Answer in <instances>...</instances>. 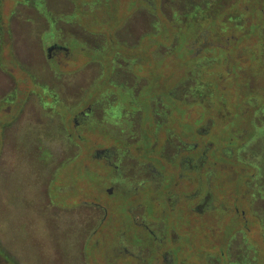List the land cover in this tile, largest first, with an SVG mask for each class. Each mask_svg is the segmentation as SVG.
<instances>
[{
  "label": "rangeland",
  "instance_id": "374dc122",
  "mask_svg": "<svg viewBox=\"0 0 264 264\" xmlns=\"http://www.w3.org/2000/svg\"><path fill=\"white\" fill-rule=\"evenodd\" d=\"M206 1L0 0V264H131L123 245L146 264L141 218L183 263L264 264V0L208 17ZM51 38L68 57L47 58ZM152 96L163 131L148 121L124 140L99 122L124 106L139 120ZM183 143L192 158L206 145L200 176L166 161Z\"/></svg>",
  "mask_w": 264,
  "mask_h": 264
},
{
  "label": "flooded vegetation",
  "instance_id": "af4514ba",
  "mask_svg": "<svg viewBox=\"0 0 264 264\" xmlns=\"http://www.w3.org/2000/svg\"><path fill=\"white\" fill-rule=\"evenodd\" d=\"M70 42L78 43L79 41L77 39H74V38L72 39L71 38V41ZM45 50H46V56H47L48 59H50V61L51 60H54L56 57H59L60 54H63L66 57H68L69 54L71 53L69 46H66V45H63V44H58L57 42L52 41V38H51L50 44H48L46 46ZM173 91L174 90H170V94L171 95L172 94L174 95V92ZM128 94H129L128 97H129L130 101L132 99L133 100L134 99H136V100H139L140 99L138 93H137V95H135L133 97H132V94L130 92ZM108 96L109 95L106 96L107 97V100H105V101L108 102L107 103V106L109 104H113L114 103V101L112 99H110ZM152 97L151 98L149 97V99L147 101L148 107H149L147 109V111H144L142 105H140V106L138 105L137 106L136 112L142 113L139 116L141 120L140 119L138 120V117H136V120H134L133 119L134 116H133L132 112H129L125 108V106H124V107H121V110L119 111L118 116H113L112 113H111V111L109 110V107H108V111L105 108L104 109V113L107 114L108 119L105 122L104 121V119H105L104 117L105 116H103L102 119L99 120V122L101 124H104V126H106V124L113 125L116 129H118V133L115 131V133H113L112 135L113 136H117L120 139L123 138L124 140L126 138H129V137H132L133 136V134L135 133L134 130H133L134 128H137V126L140 127L141 124H143L144 122H148V121H150L152 124L155 123V125L153 126V130H155V132H156V129L157 130H160V131H163L162 130L163 124H166L167 121H168V119H170L169 116H171V113H170L168 107L166 108V106L164 105L163 98L162 97L160 98L159 101H157L159 107L156 105V103H154V96H152ZM173 97H176L177 98L176 95H174ZM57 100L58 99H56V101ZM151 100H152V102H151ZM94 101H95V98L93 99V102ZM98 101L99 100L97 99L95 102H98ZM91 106H92V103H91V105L86 106L82 111H79V112H76L75 114H73V117L70 118L69 122L73 126L76 125V124H78L79 122L84 123V121L87 120L86 118H89L90 115H91ZM143 112H144V114H143ZM128 115H129V117H128ZM145 116L147 118H149V119H147ZM143 119H144V121H143ZM204 122L206 124V120ZM158 123H160V124H158ZM127 126L129 127V130H127V133H126V127ZM68 134L70 135V133H68ZM127 134H129V135H127ZM168 135H169V132L166 133V139H165V142L166 143L168 142ZM152 136H154V135H152ZM154 138H156V137H153V139ZM156 139H158V138H156ZM156 144L158 146V143L157 142H155L153 144V146H155ZM189 145L190 144L183 143L182 144V147H177V150L175 152V155L172 158L167 159L166 161L168 163L175 162V165L171 166V170L173 169V172H182V170H180V169H182L181 166H183V163H184V164H186L185 167H183L184 170H186L185 168L188 167L187 168L188 170H191L192 172H197V174L200 176V173H198L201 170V168H200L201 166L200 165H202L203 162L205 161V159L207 158V152H206L207 148H206V145H205V147L200 148V150L198 151V156L197 155L195 156L196 158H192V156H190V154L188 153V150H189L188 147H189ZM193 145L195 146L196 144H193ZM161 149H165V148L161 145ZM105 151H107V150H105ZM125 151H127V148H125ZM200 153L202 155V159L200 160L201 162L196 165L195 164V161L200 156ZM192 159L194 160L193 162H192ZM112 165L113 166H111L110 168L113 169V170H115V168H117V165L116 164H112ZM173 167H175V168H173ZM154 169L156 170V174H159L158 173L159 172L158 169L157 168H154ZM205 172H208V171L205 170ZM207 175L209 177H207ZM212 175L213 174H211V173L206 174V177H207V180L206 181L210 182V179L212 178ZM127 177H128V175L124 174V180L123 181L122 180L120 181L118 179V182L120 184L126 182ZM181 178H182V174H180V177H178V179H179L178 182L181 181ZM175 181H174V183H175ZM153 182H154L153 176H152V180H148V182L145 181L144 179H139V181L136 182L137 184H136L134 193L135 194L136 193H139V190L144 189V187H143L144 185L149 186L147 183H149V184L151 183L150 185L152 186L153 185ZM172 186H174V184ZM111 191H112V189H110V188L107 189V192L108 193H111ZM167 191H169V192H167ZM167 191L164 193L163 197H164L165 202L166 203L168 202L167 204L170 206V209L172 210L175 207L174 204L178 201L177 198L178 199L180 198L179 194L182 191V188H179L178 183H177V186H176L175 190L174 189L171 190V188H169ZM163 197H161V198L163 199ZM166 198L168 199L167 201H166ZM193 199H198L199 201H203L204 200V196L197 197V195L195 194V190H194L193 191ZM140 202L141 201H139V202L137 201V206L139 204L141 205ZM139 224H140L139 225V229L141 231L143 230V231H146L147 232L148 236H150V241L152 243V246L154 248H156V250H157L156 257H154L149 263H146V264H186V263H183V261L180 259V256H178L176 250H174L173 248H171V247H169L167 245V241L169 240V238L171 239L172 236L169 237L170 232H168V230L166 228L161 227V229H157L158 231L157 230H154V229H152L149 226V224L143 218H141V220L139 221ZM162 229H163V232H161ZM135 231H136V229H135ZM137 232H139V231H137ZM92 245L93 246H92L91 250H95L96 247L94 246V241H93V244ZM124 246L125 245H123V247ZM119 247H120V249L118 248V250H119L118 253L120 251H122L121 253L127 252V257H125V258H127V260H129V262L131 264H136V263L138 264V262L134 261L132 258L138 259V258H141V257H146L147 255L149 256V254H150V253H148V254H145L143 256L141 254L135 255L132 251L130 252L129 250H127L126 247L125 248H123L122 246H119ZM141 250L142 249L140 248L139 251H141ZM84 252H85V254H87V252L85 251V247H84ZM154 254H155V252H154ZM116 255H117L118 259L121 256L120 254H116Z\"/></svg>",
  "mask_w": 264,
  "mask_h": 264
},
{
  "label": "trees",
  "instance_id": "16d2710c",
  "mask_svg": "<svg viewBox=\"0 0 264 264\" xmlns=\"http://www.w3.org/2000/svg\"><path fill=\"white\" fill-rule=\"evenodd\" d=\"M227 3V0H211L210 4L208 5L209 1H206L205 5V11L207 12V17L209 16L208 14L210 15H214V13H216L218 10L220 11L222 8L225 7V5H223L224 3ZM195 9V8H194ZM258 10V9H257ZM261 11V15H262V10ZM218 13V12H217ZM264 16V15H263ZM242 110V109H241ZM243 111V110H242ZM242 113H245V112H242ZM250 121L252 122V120L250 119ZM248 122V121H246ZM238 136V135H237ZM245 137V136H244ZM0 254H1V251H0ZM5 258V257H4ZM7 259V258H5ZM5 261H11V260H5ZM12 264H14L12 262Z\"/></svg>",
  "mask_w": 264,
  "mask_h": 264
}]
</instances>
